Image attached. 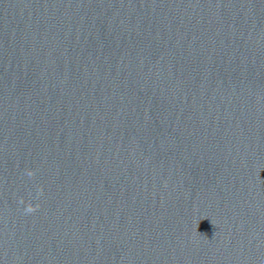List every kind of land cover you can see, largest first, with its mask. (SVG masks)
I'll use <instances>...</instances> for the list:
<instances>
[{
  "label": "water",
  "instance_id": "95a60500",
  "mask_svg": "<svg viewBox=\"0 0 264 264\" xmlns=\"http://www.w3.org/2000/svg\"><path fill=\"white\" fill-rule=\"evenodd\" d=\"M0 264H264V0H0Z\"/></svg>",
  "mask_w": 264,
  "mask_h": 264
},
{
  "label": "clouds",
  "instance_id": "9594fccd",
  "mask_svg": "<svg viewBox=\"0 0 264 264\" xmlns=\"http://www.w3.org/2000/svg\"><path fill=\"white\" fill-rule=\"evenodd\" d=\"M26 175L28 177H30V178L35 177L36 170H26ZM258 178H259V175H258ZM43 192H44L43 186H40L37 189V198H39L40 196H42L43 195ZM20 202L21 203H24L23 198H21ZM39 207H40L39 204L33 205L32 203L28 202V203H26V206L24 208V212H25V214H32V213L36 212L39 209Z\"/></svg>",
  "mask_w": 264,
  "mask_h": 264
}]
</instances>
